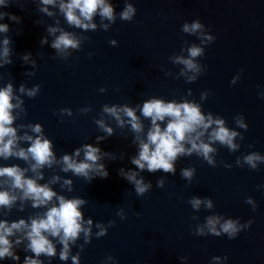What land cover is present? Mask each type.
Returning <instances> with one entry per match:
<instances>
[{"label":"water","instance_id":"95a60500","mask_svg":"<svg viewBox=\"0 0 264 264\" xmlns=\"http://www.w3.org/2000/svg\"><path fill=\"white\" fill-rule=\"evenodd\" d=\"M118 14L125 7V0H110ZM137 9L132 21L117 20L105 31L82 32L70 27L63 17L61 25L88 37L81 48L72 50L68 59L56 56L49 43L41 45L42 37L48 35L47 25L54 20L38 11V0H10L0 11L20 17L17 23L5 16L0 23L9 25L7 35L11 38L12 63L0 67V86L12 81L18 90L20 84L26 87L40 85L39 93L32 98L23 96L26 113L16 124L41 123L45 135L53 141L59 157L71 153L83 143L97 144L102 151L114 153L116 158H104L109 175L95 177L89 182L83 177L64 173L59 168L44 169V183L54 174L73 180L72 191L53 185L57 192L67 197H82L87 203L82 207L85 218L91 217L93 224H105L114 220L106 235L97 238L93 227L91 241L84 246L83 236L72 247V254L80 252V264H104L111 255L114 260L107 264H213V256L228 259L223 264H264V163L257 169L247 165L239 167L236 158L257 151L264 155V0H128ZM199 19L206 30L216 39L205 46V55L198 58L206 67L196 81L188 83L183 77L176 78L182 67L174 65L169 57L179 54L184 42L199 44L196 36L183 33L185 21ZM42 20L43 23H36ZM97 24L100 18L95 17ZM5 34L0 33V39ZM117 40L112 46L109 41ZM31 53L28 62L22 59ZM89 53L92 55L90 56ZM187 55V53H184ZM36 63L35 69L31 61ZM243 70V71H241ZM35 71L34 75H30ZM171 71L172 76L165 75ZM239 75L235 84L231 81ZM107 89L101 92L100 88ZM192 95L188 96V90ZM209 91L206 100L200 95ZM166 100L184 98L195 100L207 113L220 115L230 128H237L234 118L243 114L248 129L237 128L244 139L237 138L240 148L231 152L227 147L216 145L217 164L208 165L201 157L193 154L180 157L176 162V173H140L145 181L152 182V189L138 196L134 185L119 174L121 168L135 169L130 158L137 153L132 143L134 133L130 126L117 127L115 121L108 123L114 134L97 142L103 133L95 124L104 104L135 106L152 97ZM91 111L82 113L83 107ZM61 108H71L72 115L61 116ZM139 115V112L137 113ZM145 130L150 121L145 120ZM24 130L21 129V133ZM251 145V147H250ZM24 146H27L26 144ZM124 153L123 159L120 154ZM223 161V163H221ZM25 162L17 159L0 160V165ZM225 163L232 164L226 168ZM195 167L191 182L182 178L180 170ZM29 175L31 173H28ZM165 178L163 188L156 186L157 179ZM192 196L210 197L214 208L201 207L194 210L188 203ZM251 196L256 209L246 203ZM123 208L125 219L117 212ZM43 211L32 208L27 202L23 211L14 207L8 220L27 218ZM218 213L225 218H239L241 223H253L233 239L221 236H197V224H203L205 217ZM193 217H196L194 219ZM61 245H57V253ZM20 261L0 260V264H23L26 253L23 246L16 249ZM180 257H188L181 261ZM45 264H72L71 259L61 261L53 257L50 261L42 256Z\"/></svg>","mask_w":264,"mask_h":264},{"label":"clouds","instance_id":"9594fccd","mask_svg":"<svg viewBox=\"0 0 264 264\" xmlns=\"http://www.w3.org/2000/svg\"><path fill=\"white\" fill-rule=\"evenodd\" d=\"M9 2L10 0H0V6H7ZM38 5L40 13L54 20L53 24L47 25L48 35L42 37L40 43L48 44V36L53 37L50 47L55 50L56 56L65 60L71 55L72 50L80 49L83 41L88 39L82 32L96 31L98 27L107 31L116 22L117 15L120 20L132 21L137 11L128 0H125V7L118 14L110 0H38ZM97 15L100 18L99 24L95 21ZM5 16L17 23L20 22V17L0 11V20ZM61 16L67 25L81 29L82 32L66 30L61 25ZM36 23L42 24L43 21L37 20ZM9 30L7 23H0V33L5 34L0 39V67L13 62L11 38L7 35ZM181 31L196 36L200 42L189 44L185 41L179 54L174 53L169 59L174 65L182 66L175 74L176 78L183 77L186 82L191 83L206 71V67L201 65L198 58L205 55V46L216 37L206 30V26L199 19L185 21ZM109 43L116 46L118 42L111 39ZM30 58L31 53L22 56L25 62ZM31 63L35 69V61L32 60ZM34 74L35 71L30 73ZM165 75L172 76L173 73L166 71ZM239 75L238 73L237 77L232 79V84L236 83ZM39 91V84L29 88L22 83L18 90L14 88L12 81L0 86V160L17 159L24 161L26 165L21 166L18 163L0 165V214L7 217L17 206L23 211L27 202L31 203L32 208L43 209L27 218L20 217L11 221L7 218L0 219V260L11 259L19 262L20 256L16 249L23 246L26 253H31L24 257L23 264H45L42 256L50 261L57 254L61 261L71 259L72 264H80V252L72 254V247L76 245L81 235L84 243L80 244L79 248L83 251L84 246L91 241L93 227L97 229L95 236L99 238L107 234L108 228L114 225L115 221L93 224V219L85 218L82 211V207L87 203L86 199L67 197L54 189L53 185L59 183L61 189L71 192L73 185L71 178L54 174L46 182L40 181L45 178L44 169H52L54 166L64 173L71 172L74 176L83 177L89 182L97 176L104 178L109 175L103 163L104 158L112 156L115 159L116 156L114 153L102 151L99 143H83L73 152L58 157L53 141L45 135L41 123L16 124L21 115L26 113L22 97H35ZM100 91L105 92L107 89L101 87ZM209 94L207 90L202 92L200 99L206 100ZM187 95H192L191 89ZM260 96L264 99V92H261ZM80 111L90 112L91 107H83ZM60 114L71 116L72 109L61 108ZM109 120L115 121L117 127L121 129L130 126V131L134 133L132 143L137 146V153L130 160L136 167L127 171L121 168L119 174L134 185L138 196H143L152 189V182H146L140 175L141 172L146 170L155 173L162 170L164 173L175 175L177 160L193 154L215 167L217 164L215 154L218 151L216 145L225 146L229 151L235 152L240 148L237 138L244 139L237 128L245 131L248 129L243 114H238L234 118L237 128H230L224 117L214 115L211 111L205 113L201 104L195 100L187 98L166 100L157 96H152L135 106L128 103L104 104L99 118L94 121L105 133L96 137L97 142L114 134V128L107 122ZM145 120L150 121L147 130ZM21 129L24 130L22 133ZM25 144L27 146H24ZM123 157L124 153H121L120 158ZM235 163L239 167L247 165L255 170L260 163H264V155L257 151L249 152L238 156ZM224 166L231 168L232 164L225 163ZM195 172V167H184L180 170V175L191 182ZM164 184V177L157 179L158 188H163ZM245 202L251 204L253 210L256 209V202L251 196L247 197ZM188 203L196 211L202 206L208 210L214 208L210 197L192 196ZM117 215L121 220L125 219L124 209H119ZM252 223V220L241 223L239 218H225L221 214L213 213L205 217L203 224H197L194 234L197 236L226 234L229 239H233ZM57 245H61L58 253ZM179 259L187 261L188 257ZM227 259V255L213 256L212 262L223 264ZM113 260L114 258L108 255L104 264Z\"/></svg>","mask_w":264,"mask_h":264}]
</instances>
